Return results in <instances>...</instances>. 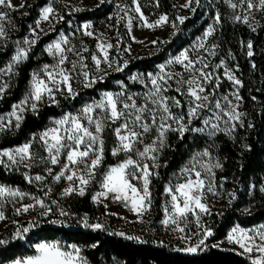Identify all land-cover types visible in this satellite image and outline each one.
Masks as SVG:
<instances>
[{
	"label": "trees",
	"instance_id": "obj_1",
	"mask_svg": "<svg viewBox=\"0 0 264 264\" xmlns=\"http://www.w3.org/2000/svg\"><path fill=\"white\" fill-rule=\"evenodd\" d=\"M86 1L94 5L66 15L62 25H56L51 32L36 40L29 58L20 64L0 100V118L11 112L13 106L22 100L32 73L52 62L45 47L67 28L69 22L73 21L77 25L90 22L98 27L111 23L115 32L122 36L121 45H126L128 32L117 21L115 1L106 0L103 4L100 0ZM138 1L148 16L165 14L170 21H175L177 27L173 36L168 41L159 42L154 52L140 53L130 58L123 71L110 75L107 80L98 82L74 99L62 98L57 105H45L36 113H27L15 132L0 135V152L31 142L36 158L45 157L46 152L41 144L38 140L34 142L32 138L45 130L52 119L74 113L84 102L98 100L103 93L115 91L116 82H122L134 90L140 89L131 84L129 76L154 72L157 66L191 46L212 26L214 32L210 40L212 46L215 45L217 58L225 59L237 69L243 85L240 96L246 113L244 129H240L236 139L218 135L210 140L191 133L184 134L181 139L178 134H169L168 146L164 148L161 164L156 172L158 174L151 179V211L157 222L162 220L165 186L171 176L188 161L193 152L210 149L222 164L216 171L215 181L223 194L224 203L204 220V228L212 232L207 241H221L237 226L251 228L264 223V196L260 191L264 182V10L254 7L249 12L246 0H241L242 17L248 18V23H244L242 20H235L228 10L229 5L224 3L225 0H199V5L194 4V11L189 12L187 19L180 24L175 16V0ZM252 2L254 5L258 4V0ZM47 6L59 7V4L56 0H26L23 7L9 12L13 29L0 48V70L12 59L15 42L27 37L40 18L42 9ZM217 14L220 16L219 23L215 20ZM112 34L114 36V31ZM248 42L253 45L251 57L247 54ZM115 43L117 44V40ZM116 126L109 125L104 132V161L99 178L110 166L125 159L124 155H112V149L116 145L113 131ZM33 174L43 175L44 171L37 169ZM0 184L45 198L43 193H37L33 183L28 182L22 168L0 164ZM97 190L98 185L94 184L84 195L72 193L62 196L60 192L54 193L50 200L52 211L44 216L41 215L43 211H30L18 218L15 211L4 209L8 224L0 232V238L12 236L17 227L13 221L24 226L37 221L39 226L32 228L25 239H13L6 248L0 249V264H9L14 259L34 255L35 245L44 242L76 244L89 264H252L249 258L240 253L208 245H201L196 253L177 250L184 249L187 245L167 236H155L146 227L125 222L122 218L109 214L103 205L95 204L93 196ZM230 194H234L235 198ZM61 208L74 214L73 217L69 219L67 216H60ZM84 216L88 217L90 223L102 224L103 228H84L78 224V220ZM50 221H63L65 224ZM196 243L193 242L191 246Z\"/></svg>",
	"mask_w": 264,
	"mask_h": 264
},
{
	"label": "snow or ice",
	"instance_id": "obj_2",
	"mask_svg": "<svg viewBox=\"0 0 264 264\" xmlns=\"http://www.w3.org/2000/svg\"><path fill=\"white\" fill-rule=\"evenodd\" d=\"M106 0H100V3H105ZM193 0H186L181 7L188 8L191 6ZM247 9L250 12L254 7H259L264 10V0H258V4H253L252 0H246ZM199 5V0H196ZM233 10L237 9L240 5L233 3L232 0H228ZM0 6L9 8H16V5L11 3V0H0ZM23 7V5H19ZM116 7L124 13L128 14L127 5H116ZM78 10V9H77ZM132 11L140 14V19L144 21L145 26L149 28L162 27L165 24L171 23L173 29H176L177 25L175 21H169L167 15H162L158 20L153 23H148L147 19L141 12L140 6L136 3ZM194 11V9H193ZM50 17H56L63 19L56 13L52 6L44 7L41 11L40 19L36 21V28L31 30L33 39L25 38L22 41L23 45L27 47H18L16 53L13 56V62L8 66L7 71L12 72L14 65H18L29 58V52L31 47L36 43L38 39V32L43 31L40 29V23L47 21L51 23ZM123 18V17H121ZM7 19V15L0 13V37H6V31L3 27V21ZM187 17L177 16L176 20L180 24H183ZM215 20L217 23L220 21L219 14L216 15ZM236 21H243L248 23L247 16L241 17L235 16ZM131 20L129 19V26ZM90 23H85L82 26L85 35L94 36V33L90 31ZM255 30V29H253ZM214 32V28L209 26L202 38L198 40L196 47L204 48L207 37H210ZM103 34H101L102 36ZM133 39H135L133 37ZM68 39L62 38L60 41L55 42L48 46L47 52L58 57L57 63L54 66L44 65L39 72L32 74L31 86L28 94L19 103L13 106V111L10 114L15 118V127L19 128L23 121V113L25 111L38 112L39 104L45 100L51 103L58 104L56 100V94L67 93L71 98H75L78 95L72 87L74 75H81L83 77L82 84L85 88L92 87L97 83V80H102L103 77H97L93 73L87 70V64L83 63L84 57L76 52L74 48L65 49L62 45H67ZM156 43V41H153ZM213 49L215 45L212 46ZM252 43H247L248 56L253 55ZM98 51L101 55H93L92 60L97 71H101V64L107 65L108 68L113 67V60L109 59V50L113 48L111 43L106 42L103 39L98 40ZM67 52H74L80 57L79 71H77V63L70 61ZM84 51H87L85 48ZM210 55H214V51L209 52ZM70 64L71 68H65V64ZM127 61L123 64L116 63V71H123L127 67ZM181 65L185 72L190 73V77L185 80L180 73L173 74L167 70L168 65ZM200 64L201 67H197ZM255 65H253L254 67ZM208 67L207 63L203 62V58L192 59L189 55V50L185 49L179 53V55L171 58L167 65H160L159 72L156 74L149 73L148 78L151 87L144 97L143 104H137L134 95H125L124 92L112 93L105 92L98 101L85 104L78 113H67L61 119L54 120L52 126L45 129L39 134L38 142L46 152V157H41L40 160L43 163H50L55 166L61 163V158L64 159V163L61 164V171L57 173L53 179L60 181L61 178L70 182L69 186L65 188L64 195H70L73 192H77L79 195H84L85 188L97 178V170L102 167L104 161V140L102 138L103 131L109 123H116L121 121L118 127L113 129L116 138L117 145L112 149V155L118 156L121 153L125 154L126 159L118 163L115 166H110L103 174L102 179L98 181L103 188V191L94 197L95 200L100 201L101 198H108L111 194L115 200L123 201L126 204H130L132 210L138 215L146 212L151 207V193L149 191L150 176L157 175L152 169L159 167L157 160L159 153L167 147V133L177 132L180 134V138L183 139L185 132L192 130L196 132H207L209 137L214 136L217 132H226L231 134L236 130L237 123L243 126V120L241 117L244 115L238 111L239 104L233 103L228 97H222L224 101L221 104L220 100L213 102L210 96L213 92H209L205 87L206 83L211 82L212 73L206 72L204 69ZM225 75L235 85L243 86L242 82L237 79L229 70H225ZM132 79H140V77H132ZM170 80H176L178 85L186 86V91H181L178 86L175 90L182 96L189 97L190 100L187 106L186 115L184 113L176 114L172 111V107L181 108L183 105L180 100L175 97H169L165 95L170 87L168 82ZM7 85L0 86V99L3 98V93L6 90ZM147 87V85H146ZM216 87H219V78L217 77ZM235 100L240 101L242 97L239 95V90L233 93ZM171 101V104L169 103ZM208 110L210 114L202 121L204 127L191 129V123L194 119H200L201 113ZM226 118V119H225ZM12 124V120L8 119L7 124L0 120V130H3L6 126ZM221 124L224 127H221ZM155 129L157 135L152 140L151 144H144V137L146 134L152 132ZM32 140L37 141V137L34 135ZM143 144V150L138 145ZM32 143H25L23 146L17 147L12 150H4L0 152V164H4V157L9 162L8 166L24 164L26 167H30L31 163L36 159V154L32 151ZM135 157V158H133ZM207 158V159H205ZM145 160L152 161V169L149 164L144 162ZM222 164L219 160L212 157L208 149L202 152H197L193 155L189 164L186 165L180 173L178 180L182 179L183 182L170 184L166 187L165 191L170 196V206L165 208L167 219L163 221L165 225L171 223L173 225L172 230L181 234L182 240H189L190 237L185 234V227L181 226L187 223L189 215L196 217L197 223L200 222V213L210 214L209 208L206 203L203 202L205 197V190L208 192H215L214 185L211 180L207 185L205 179L202 178V173L213 174L214 168H221ZM49 175L52 174L53 169L48 168ZM36 181H43L45 177L36 175L34 177ZM32 177H28V182L31 183ZM75 180L76 184L71 182ZM142 182L141 187H137L135 183ZM264 191V188L261 189ZM25 194L19 192V190L12 189L7 186L0 185V198H20L22 199ZM233 195L234 194H230ZM34 204L24 205L21 208L16 209V214L27 213L30 209L35 210L37 206L44 209L41 215H47L52 211L44 200L37 199ZM231 202V201H230ZM55 203V201L53 202ZM197 210H199L197 212ZM60 216H67L69 219L74 214L60 209ZM4 212L0 210V221L6 220ZM51 223L65 224L63 221H50ZM17 224L15 232L11 237L0 238V249L6 248L11 240L19 239L23 240L26 234L34 227H38L37 221H31L27 226ZM78 224L84 228H92L95 230H101L103 225L100 223H90L87 216L81 217L78 220ZM212 232L208 228L203 229V235L197 241L194 246H188L184 249H177L186 251L189 253H196L201 245L205 244V240L208 236H211ZM256 236H259L260 242H256ZM133 239V237H129ZM138 239V238H136ZM229 242H235L239 244L240 248L244 249L247 253L253 251L258 252L260 255L252 260V264H264V230L256 232L255 236H250L248 230L234 227L227 237ZM34 255L27 257L17 258L11 261V264H87L84 258L80 255L81 248L76 244H70L65 246L60 242H45L35 245Z\"/></svg>",
	"mask_w": 264,
	"mask_h": 264
},
{
	"label": "rangeland",
	"instance_id": "obj_3",
	"mask_svg": "<svg viewBox=\"0 0 264 264\" xmlns=\"http://www.w3.org/2000/svg\"><path fill=\"white\" fill-rule=\"evenodd\" d=\"M25 1L26 0H11V3L13 5L17 6L16 8H9V7H5V6H0V13H4L7 15V19L2 22L3 27L6 31V37H0V48L3 46L5 40L9 37V34L11 33V31L13 29L12 22H11V19L9 17V12L12 10L20 9L21 7H19V5H21V4L24 5ZM56 1L58 2L60 8L54 7V6H52V7L55 9L56 13L59 14V16L63 17V19L61 20V19H58L56 17H50V19L52 21L51 23H49L47 21H42L40 23V29H43V31H39V29L37 30L38 38L41 37L42 35L48 33V32H51L56 25H62V23H64L63 21H65V19L67 17L66 15H70L71 13H74V12H80V11L89 9L94 5V4L87 2L86 0H56ZM113 1H115V11H116L117 21L122 23L123 27H125L127 32H128L127 33L128 34V41L126 42V45L125 44H124V46L121 45L122 36L119 35L117 32H115L114 26L111 25V23H106V24L98 27V26H95L92 23L88 22L92 26L91 29H89V30L94 33V36H88V35L84 34V31L82 29V26L85 23H83L81 25H77L72 21V22L68 23L67 28L64 31H62V33L54 41H52L51 43H49L45 47L46 53L49 55V57L52 60L51 63L46 64V65L54 66L57 63V59H58V57H54L47 52L48 46L55 43V42H58L62 38L66 37L68 39L69 43L67 45H62V46L65 47V49L74 48L76 52H79L84 57L83 63L87 64V66H88L87 70L90 71L91 73H93L97 77H101V76L103 77L102 80H97V83H98V82L107 80L110 77V75H112V74L121 72V71L115 70L116 63L123 64L124 61L129 62L130 58H134L140 53H152V52H154L155 48L159 42L168 41L173 36V34L176 32V29H173V27L171 26V23H168V24L163 25L162 27H156V28H149V27L145 26L144 21L140 19V14L131 10L135 7L136 3L139 4L141 12L143 13L144 17L147 19L148 23L155 22L162 15L157 16V17L148 16L147 14L144 13V11H143L138 0H113ZM217 1L222 2V0H217ZM232 2L238 3L240 6L237 9L233 10L231 8L230 4L228 3V0H225L224 3L229 5L228 10L234 18L237 15L242 17V12H241L242 1L241 0H232ZM175 3H176L175 4V7H176V13H175L176 15L175 16L176 17L177 16L187 17L189 12H193V9L197 6L196 5L197 3L195 0H193L191 6L188 8L181 7V5H184L186 3V0H175ZM118 4L121 6H123V5L128 6L127 16H125L124 13L121 12L116 7V5H118ZM194 4L196 6H194ZM163 15H165V14H163ZM40 16H41V14H40ZM121 17H123V18H121ZM129 19L131 20L130 26H129ZM168 19H169V17H168ZM169 21H170V19H169ZM33 28H36V23L30 29L26 38H28V39L34 38L31 34V30ZM112 31H114V36L112 34ZM101 34H103V35L101 36ZM203 36H204V34L201 37L197 38L192 43V45L187 47L186 49L189 50L190 58L197 59V58L202 57L203 62L208 64V67L204 70L206 72L212 73V77H211V82L206 83L205 87L207 88V90L209 92H213V90H214V93L212 96H210V99L213 102H215L216 100H220L221 104H223L224 101L221 98L226 96L233 103L239 104L238 111L240 113L244 114L241 117V119L243 120V126L241 127L240 124L237 123L236 130L234 132H232L231 134L221 131V132H217L212 137H209L207 135V132H196V131H192V130L185 132V134L191 133V134H195V135H198V136H201L203 138L210 139V140H213L218 135H224V136L236 139L240 133V129H244V121L246 118V113H245V110L243 108L244 106H243L242 100H240V101L235 100V97L233 95V93L236 92L237 89L239 90V95H240L241 86L235 85L232 81H230L227 78V76L225 75V70L226 69L229 70L237 79H239L238 74H237V69L234 68L230 64V62L226 61L225 59L219 60L217 58V54L214 50L215 48L213 49L212 44H211V40H210L211 36L207 37V39L205 41V47L204 48L196 47L198 40L200 38H202ZM133 37L135 39H133ZM24 39L17 40L15 42V53H16V49L18 47H21V46L27 47L26 45L22 44V41ZM99 39H103L106 42L111 43L113 45V48L109 50V59L114 61L113 67L108 68L107 65L102 63L101 64V71H97L95 69V65H94V62L92 60L93 55H101L98 51V48H97V44H98ZM116 40H117V44L115 43ZM153 41H156V43H153ZM32 47H31V49H32ZM85 48L87 49V51H84ZM210 51H214V55H210L209 54ZM15 53H14V55H15ZM66 55L68 56V59L70 61L77 63V66H78L77 71H79L80 57L77 56L74 52H67L66 51ZM177 55H179V54H177ZM177 55H175V56H177ZM175 56L169 57L168 60L161 65H167V62ZM12 62H13V57L6 64V66L0 70V86H4L5 84L7 85L6 90L3 93V96L9 87V82L11 81V79L15 75L18 67L21 64L20 63L18 65H14L12 72H8L7 71L8 66L10 64H12ZM43 66L40 67L38 70H35L34 72H39L43 68ZM159 66L156 67L155 71L152 72V74H156L159 72ZM64 67L70 69L71 65L66 63L64 65ZM197 67L199 68V67H201V65L198 64ZM167 70L173 74H176V73L182 74L185 80H187L190 77V73L185 72L183 67L181 65H178V64L168 65ZM134 76L140 77V79H132V77H134ZM217 77L219 78V87H216ZM129 79H130V82L132 85H137L138 87H140V89L134 90V89L129 88L127 85H125L122 82H116L115 83L116 90L115 91H109V92H112L114 94L119 93V92H124L125 95H134L136 98L137 104L138 105L143 104L145 102L144 97L147 94V92L149 91V88L151 87L150 81L148 78V74L144 75V74H140V73H135V74L129 76ZM31 80H32V77H31ZM82 80H83V77L81 75H74L72 87L76 92H78L77 96H79L81 93H83V91H85L86 89L91 88V87L85 88L82 84ZM168 84L170 87L168 88V91L165 93V95H167L169 97H175L176 99L180 100L181 104L183 105V107H181V108L172 107V111L176 114L184 113L186 115L187 106H188V102H189L190 98L180 95V93L175 90L179 86L182 92L186 91V86L178 85L176 80H170L168 82ZM146 85H147V87H146ZM30 86H31V81L29 83L28 90L25 93L22 100L28 94ZM102 95H101V97H102ZM101 97H100V99H101ZM62 98L68 99L71 97L68 96L67 93H64V94L57 93L56 94V100L58 101V103L61 101ZM100 99H98V100H100ZM98 100H93V101H98ZM93 101H86V102H84L83 106L85 104L92 103ZM20 102H18L17 104H19ZM169 103L171 104V101H169ZM45 105H57V104L51 103L50 101L45 100L39 104V110ZM83 106H81L76 112H74L72 114L78 113L79 110ZM12 111H13V108H12L11 112L7 113L6 115H4L3 117L0 118V120H2L5 124H7L8 119L12 120L11 125L6 126L3 130H0V135L2 133H13L18 129L15 127V123H16L15 118L11 117V115H10L12 113ZM27 113H33V112L30 110L25 111L23 113V117H25V115ZM209 114H210V112L208 110H205L201 113L200 119L192 120V123L190 126L191 129L204 127L202 121ZM63 116H61L60 118L52 119L47 128L52 126V122L54 120L61 119ZM120 123H121V121H117L114 124L109 123L107 126L117 125L116 127H118ZM106 127H105V129H106ZM221 127L223 128L224 125L221 124ZM105 129H104L103 134H102L103 140H104ZM43 131H41V132L37 133V135H35L37 137V140H38L39 134L42 133ZM171 133L180 135L177 132H171L170 131L167 133V137ZM156 135H157V133H156L155 129L152 132L146 134L144 137V144H151L152 140L156 137ZM116 145H117V138H116ZM116 145H115V147H116ZM143 146H144L143 144L138 145V147L141 150H143ZM13 149H15V148H13ZM7 150H12V149H7ZM203 150H205V149L198 150V151H195L192 153V155L190 156L188 161L176 173H174L171 176L169 182L165 186V189L170 184L183 182L182 179L178 180V177L180 176L181 170L186 165L189 164V161L191 160V158L193 157V155L195 153L202 152ZM208 150L210 151L212 157L215 158L216 160H218L217 157L215 156V154L210 149H208ZM163 151H164V149L159 153V156H158L157 163L159 166L161 164V158H162ZM120 155L125 156V154H123V153H121ZM133 158H135V157H133ZM3 159L5 160L4 165L8 166L9 162L7 161V158L4 157ZM125 159H126V156H125ZM205 159H207V158H205ZM144 162L148 163L150 169H152V161L151 160H145ZM63 163H64L63 158H61V163L57 164L55 166L51 165L50 163H43V162H41L40 159L36 158L34 160V162L31 163L30 167H26L24 164H20L18 166L17 165L8 166V167H17V168L24 169L27 177L33 178L31 183H33L34 186L36 187L37 193L38 192L43 193L45 195V198L42 199V198L38 197V194L27 193V192L19 190L18 188L7 186V187H10L12 189L19 190L20 193L25 194V195L23 196L22 199H20V198H8V199L0 198V210L4 211V209L7 210V208H8V209H10V211H15L14 213L16 214L17 208H21L22 206L28 205V204H34L35 200L33 199V197H36L37 199L44 200L45 204L48 205V207H51L50 206V200L53 198L54 193L60 192V194L62 196H65L63 194L64 190L70 184V182L64 178H61V180L58 182L53 179V177L61 171V164H63ZM113 166H115V165H113ZM48 168L53 169V172L51 175H49L47 172ZM37 169L38 170L42 169L44 171V174L43 175L33 174V171H36ZM157 169H158V167L154 168L152 170L156 173ZM218 169L219 168H214L212 175H210L208 173H202V178L205 179L206 185H207L208 181L211 180L213 185H214V188H215V192H208L207 190H205V197L203 200V202L207 204L210 214L213 211H216L224 203L223 194H222V192L219 191V189L216 185V181H215V174H216V171ZM99 171H100V168L97 170V178L95 180H93L85 188L84 194L87 192V190L90 186H92L94 184L98 185V190L94 193L93 201L97 205H103L109 214L120 217L125 222H128V223H137L139 225H142L143 227H146L147 231L153 233L155 236H162V237L167 236V237H170L172 239H177V240L181 241L182 244L187 245V247L189 245H191L193 242L196 243L201 238V235H203L204 220L210 214L200 213L199 214V216H200V222L199 223H197L195 216H193L191 214L189 215L187 223L184 225H181V226L185 227V234H187V236L190 237V239L187 241L182 240L180 238L181 235H184V234H181L177 231L172 230L173 225H171V223H169L168 225H165L163 223V221L165 219H167V216L165 213V208L170 206V199H171L170 196L166 193V191H165L164 197H163V217H162V220H160L158 222L156 221L155 216L152 214L151 207L148 211L143 212L141 215H138L134 210H132L130 204H126L123 201L115 200L111 194H109L108 198H106V199L101 198L100 201L95 200L94 197H96L98 193L103 191L101 184L98 183V181L102 179V177L99 178ZM36 175L43 176V177H45V179L43 181H36L34 179V177ZM153 176L149 177L150 181H151ZM71 183L76 184L77 181L73 180ZM133 183H135L137 187L142 186V182L133 181ZM150 184H151V182H150ZM150 184H149V191L151 193ZM0 185H3V184H0ZM3 186H6V185H3ZM262 188H264V182L260 186V191ZM73 193H77V192H73ZM261 193L264 196V191H261ZM30 211H33V212L44 211V209H41L39 206H37L35 208V210L30 209L27 213H22L20 215L16 214V217L20 218L24 214H29ZM198 211L199 210H197V212ZM7 224H8L7 219L4 221H0V232L7 226ZM243 229L248 230L250 236H255L257 231L264 230V223L259 224V225L254 226V227H251V228H243ZM230 232H229V234H230ZM228 235H227V237H228ZM227 237L221 241L209 243L207 240L210 239V236H208L207 239L205 240V244L202 245V247H205L208 245V246H213L215 248H219L222 250L235 251V252L240 253V254L246 256L247 258H249L251 262L253 259L257 258L260 255L256 251H253L252 253L245 252L244 249L240 248L239 244H237L235 242H229ZM256 242L257 243L260 242L259 236H256ZM64 245L67 246L66 244H64ZM80 255L82 256L81 253H80ZM84 260L86 261L85 258H84ZM9 264H11V263H9ZM87 264H89V263L87 262Z\"/></svg>",
	"mask_w": 264,
	"mask_h": 264
}]
</instances>
